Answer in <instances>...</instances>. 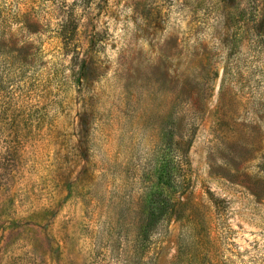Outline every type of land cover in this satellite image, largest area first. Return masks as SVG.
<instances>
[{
    "label": "rangeland",
    "instance_id": "obj_1",
    "mask_svg": "<svg viewBox=\"0 0 264 264\" xmlns=\"http://www.w3.org/2000/svg\"><path fill=\"white\" fill-rule=\"evenodd\" d=\"M177 2L0 0V32L11 45L27 38L26 16L38 24H28L29 41L43 51L40 79L50 88L36 96L49 120L34 142L32 169L0 191V264L173 260L184 233L178 224L158 237L155 255L139 236L145 218L136 224L137 211H107L119 200L137 210L161 206L180 192L182 139L170 114L181 109L176 85L190 62L202 67L203 85L217 73L189 149L193 195L210 189L224 200L212 261L264 264V29L256 14L243 15L264 0H229L224 9L220 0H191L182 16ZM72 8L80 27L66 47L57 36ZM172 34L177 41L167 43ZM161 65L171 67L172 93L150 92Z\"/></svg>",
    "mask_w": 264,
    "mask_h": 264
},
{
    "label": "trees",
    "instance_id": "obj_2",
    "mask_svg": "<svg viewBox=\"0 0 264 264\" xmlns=\"http://www.w3.org/2000/svg\"><path fill=\"white\" fill-rule=\"evenodd\" d=\"M231 1L234 4L237 2V0ZM247 1L253 6L257 0ZM220 2L224 4L222 6L224 9L228 6L229 0H220ZM177 4L179 16L185 14L186 10L190 11L192 6L191 0H180ZM243 8V15L250 11L256 14L254 17L256 28L263 30L264 2L254 8ZM182 18L184 19V16L180 17L181 21ZM30 20L27 16L24 19L28 36L20 45H11L10 41L7 42V37H4V33L0 32V191L9 187L13 179L23 178L25 173L32 169L28 161L30 156H34L32 152L34 142L40 136H45L43 128L49 120L48 106L36 101L39 93H47L50 88L40 79L45 73L42 69L43 51L41 47L35 45L34 41H29V36L34 33L30 30L31 25H28L31 23ZM154 26L155 23L150 22L146 32L153 31ZM79 27L80 17L72 8V11L63 18L57 38L67 47L68 44L71 45L72 40H75ZM176 41L172 34L167 43ZM76 59L77 57L73 60V64ZM161 67L164 68L162 76L151 83L150 92L156 93L164 89L172 93V86L176 84L175 78L171 77V67L169 65H161ZM84 68L85 60L81 63V69L84 70ZM209 72L208 64L206 66L208 77ZM178 77L176 75V78ZM202 78V67L195 62H190L176 85L175 96L179 99L181 109L170 114V118L174 117L178 136L182 139V149L177 158L178 164L173 160L179 171L176 185H179L180 192L177 194V191H174L165 199L162 198L164 204L161 206L148 205L145 210H137L133 207L127 208L125 203L121 204L120 201L123 200H119L116 207L111 205L113 207H108L107 211L120 214H125L127 211L136 214L135 211H137V220L133 218L136 224L145 218L147 224L145 227V221L142 223L139 236H144L149 241L152 245L151 251L155 255L159 248L158 237L172 223L178 224L184 233L183 235L181 233L178 238L177 253L169 264H216L212 261L210 248L214 234L213 225L217 224L223 216L224 200L216 197L210 189H206L205 195L200 198L193 195V168L189 156L192 138L206 114L209 99L212 97L217 73H212V77H209L210 79L204 85ZM208 85L209 89H206L205 93L204 88ZM223 177L229 181L232 180L227 174H223ZM188 192L187 198L184 199ZM152 259L156 262V258Z\"/></svg>",
    "mask_w": 264,
    "mask_h": 264
}]
</instances>
